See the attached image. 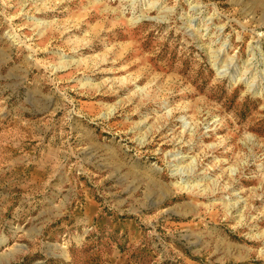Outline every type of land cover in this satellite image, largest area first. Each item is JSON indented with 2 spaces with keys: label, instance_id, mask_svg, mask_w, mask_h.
Segmentation results:
<instances>
[{
  "label": "rangeland",
  "instance_id": "1",
  "mask_svg": "<svg viewBox=\"0 0 264 264\" xmlns=\"http://www.w3.org/2000/svg\"><path fill=\"white\" fill-rule=\"evenodd\" d=\"M0 264H264V0H0Z\"/></svg>",
  "mask_w": 264,
  "mask_h": 264
}]
</instances>
